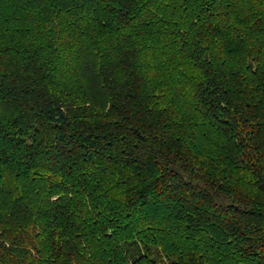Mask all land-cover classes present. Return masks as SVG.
<instances>
[{
	"label": "trees",
	"instance_id": "16d2710c",
	"mask_svg": "<svg viewBox=\"0 0 264 264\" xmlns=\"http://www.w3.org/2000/svg\"><path fill=\"white\" fill-rule=\"evenodd\" d=\"M0 264H264V0H0Z\"/></svg>",
	"mask_w": 264,
	"mask_h": 264
}]
</instances>
